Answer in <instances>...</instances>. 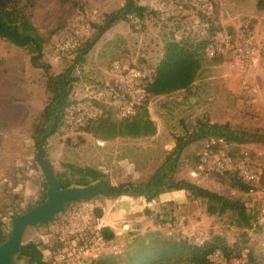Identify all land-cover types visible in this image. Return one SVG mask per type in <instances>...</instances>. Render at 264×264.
Listing matches in <instances>:
<instances>
[{
    "label": "rangeland",
    "instance_id": "obj_1",
    "mask_svg": "<svg viewBox=\"0 0 264 264\" xmlns=\"http://www.w3.org/2000/svg\"><path fill=\"white\" fill-rule=\"evenodd\" d=\"M257 1L172 0L166 10H154L140 21H118L80 61L75 60L72 47L69 51L61 50V42L77 24L83 39L90 38L95 32L93 25L101 24L104 16L118 9L124 0H33L32 14L35 26L44 37L42 61L55 74L71 69L76 80L70 98L87 109L94 106L91 97L96 86L111 80L114 63L154 66L162 56L165 40L172 36L212 38L222 31L235 33L251 29L258 38H263L264 8L258 7ZM208 4L212 6L210 9ZM44 79L43 69L31 63L25 49L0 40V216L5 218L6 232L11 227L10 213L21 214L30 207L28 204L19 207L23 197L21 189H14L15 162L28 159L41 171L35 161L37 149L31 132L49 97ZM102 106L100 115L112 120L119 118L113 107ZM147 108L156 125L151 136L125 135L102 140L100 130H95L97 120L89 125L66 122L48 138L45 158L57 172H64L62 164L69 162L100 170L104 173L103 180L111 185L140 184L165 164L176 141L181 139L187 143L176 162L173 177L242 201L253 215V223L249 228L240 227L230 212L208 214L202 200L190 199L183 190H164L151 202H145L149 214L141 207L131 216L115 218L113 210L105 207L104 222H112L119 233L102 247L101 256L125 254L132 249L134 236L148 230L157 229L169 237L187 236L186 232L193 230L192 239L196 242L218 235L229 245L245 246L241 252L248 249L245 264H264V142L236 143L219 139L216 143L211 136L188 141L203 123H226L234 131L264 135L263 72L255 63L243 66L229 54L209 57L203 52L191 86L151 97ZM240 166L255 178L244 180ZM235 173L249 182L250 190L241 191L229 185L226 176ZM4 178H9L11 185ZM115 198L103 194L93 198L94 214L100 202H113ZM170 213L176 216L174 223L153 225L157 214L165 218ZM45 231L46 225L27 227L22 241L36 239ZM111 242L119 250L117 253L112 251ZM14 264L23 262L18 260Z\"/></svg>",
    "mask_w": 264,
    "mask_h": 264
},
{
    "label": "trees",
    "instance_id": "obj_2",
    "mask_svg": "<svg viewBox=\"0 0 264 264\" xmlns=\"http://www.w3.org/2000/svg\"><path fill=\"white\" fill-rule=\"evenodd\" d=\"M257 5L260 8H264V0H258ZM32 6L33 0H0V40L25 49L30 54L31 63L34 66H40L44 71V87L49 97L38 121L33 125L31 138L37 150L39 147L45 150L48 138L61 128L65 121L67 109L71 104H75V101L71 100L70 95L76 78L72 75L70 68L55 74L51 72L49 65L42 61L44 37L39 33L33 22ZM153 12L154 10H149L145 6L138 4L137 0H124L118 9L104 16L101 24L93 25L95 32L90 38L87 36L83 39V36L79 35L78 43L71 48L75 53V60H82L85 53L91 49L101 35L118 21H130L131 19L140 21L146 14ZM212 38H197L187 35L179 38L172 36L165 40L162 56L154 66H149L153 68V78L145 87V104L129 116H119L118 119L112 120L102 114L90 119L85 124L89 125L94 120H97L95 130H100L101 134L99 137L102 140L113 136L140 137L153 135L156 131V125L148 112L149 99L177 90H187L196 78L201 66V58L205 46ZM92 102L94 106L100 107L101 102L94 99H92ZM203 136L214 137L216 143L219 139L236 143L264 142L263 134L234 131L226 123H203L191 133L188 141ZM186 143L178 139L167 156L165 164L158 167L146 182L140 184L129 183L127 188H123L118 193L111 195L144 196L145 201L148 203L164 190H183L190 199L202 200L208 214L230 212L235 216L238 226L243 228L251 227L253 215L242 201L209 190L190 180L184 178L175 179L173 177L176 162ZM62 166L65 168L64 172H57L53 169L60 188L84 186L101 181L104 178L103 172L90 166H76L69 162H64ZM226 177L229 185L238 190L248 191L251 189L249 182L243 181L236 173L227 174ZM47 188L48 181L45 178L43 194L34 205H38L46 199ZM100 195L98 194L89 199ZM32 206L28 207V209ZM143 211L145 214L150 213L148 206H145ZM15 215H18V213L14 214L13 217ZM96 216H102L100 208H96ZM175 220L176 216L170 213L165 218H161L160 214H157L152 221L154 225L161 227L164 223H174ZM47 224L48 222L39 225H46L47 227ZM6 230L7 224L0 216V242L5 238ZM100 234L106 241H111L115 236L113 230L108 226H102ZM132 245V249L121 256H100L97 259V263L166 264L175 262L181 264H206L209 256L215 251H218L224 258L231 259L237 257L245 247H239L238 244L229 245L218 235L196 242L182 235L177 237L165 236L157 229L148 230L142 235H135ZM18 260H21L23 264H48V259L40 250L36 239L33 238L22 243L15 261Z\"/></svg>",
    "mask_w": 264,
    "mask_h": 264
},
{
    "label": "built area",
    "instance_id": "obj_3",
    "mask_svg": "<svg viewBox=\"0 0 264 264\" xmlns=\"http://www.w3.org/2000/svg\"><path fill=\"white\" fill-rule=\"evenodd\" d=\"M149 10L164 11L170 7L172 0H137ZM212 7L210 4L207 6ZM81 28L78 24L72 33L65 38L60 45L61 50H69L78 43ZM86 31H88L86 29ZM204 52L209 57L229 54L230 58L243 66L255 63L263 72L264 80V37L258 38L251 29L235 33L222 31L215 35L205 46ZM112 77L108 82L97 85L91 99L101 102L103 106L113 107L120 117L129 116L140 106L145 104V87L152 81L153 68L134 67L116 62L111 66ZM101 108L93 106L82 108L71 104L67 109L65 121L69 124L83 125L100 115ZM30 160H17L15 171L17 185L21 184L22 175L31 169ZM240 174L246 181H251L255 175L247 168L240 166ZM3 181L11 185L9 178ZM19 207H24L21 202ZM11 212L9 216L13 217ZM100 218L94 214L92 199H81L68 202L58 212L54 219L49 221L46 231L40 234L36 241L48 264H98L97 259L101 256L102 247L110 241H106L100 234ZM188 238L195 237L193 230L186 232ZM112 251L117 253L115 245L110 243ZM248 249L245 248L240 256L226 259L218 251L209 256L206 264H245Z\"/></svg>",
    "mask_w": 264,
    "mask_h": 264
},
{
    "label": "water",
    "instance_id": "obj_4",
    "mask_svg": "<svg viewBox=\"0 0 264 264\" xmlns=\"http://www.w3.org/2000/svg\"><path fill=\"white\" fill-rule=\"evenodd\" d=\"M36 162L48 181L46 199L11 218V227L0 242V264H14L16 256L20 252L26 228L53 220L68 202L89 199L98 194H115L129 186V183L111 185L101 180L84 186L60 188L58 179L53 172V166L45 158V150L42 147L37 150Z\"/></svg>",
    "mask_w": 264,
    "mask_h": 264
},
{
    "label": "crops",
    "instance_id": "obj_5",
    "mask_svg": "<svg viewBox=\"0 0 264 264\" xmlns=\"http://www.w3.org/2000/svg\"><path fill=\"white\" fill-rule=\"evenodd\" d=\"M30 156H28L29 158ZM31 162V161H30ZM31 169L26 172V174L22 175L21 184L17 185L18 189H21V195L23 197V203L32 206L40 199L44 191V176L38 168H35L33 162H31ZM17 180V178H16ZM17 183V182H15ZM18 184V183H17ZM181 191V190H179ZM178 192V191H177ZM99 197V196H97ZM96 197V198H97ZM169 199V198H166ZM145 199L142 200L141 197L134 198L129 195H118L114 199V201L100 202V209L102 211V216L100 218V226H108L111 228L115 235L119 233L114 230V226L111 224L112 222H104L105 218V207L109 210H113V217H121V216H131L133 213H137L141 207L145 205ZM104 212V213H103ZM5 219L4 217H2ZM153 223V222H152ZM154 225V224H153ZM127 226V225H124ZM115 237V236H114ZM32 239V238H31Z\"/></svg>",
    "mask_w": 264,
    "mask_h": 264
}]
</instances>
